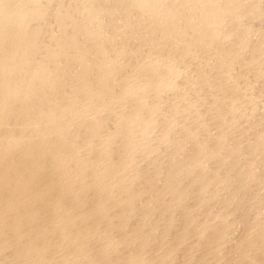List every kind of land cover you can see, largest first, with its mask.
Segmentation results:
<instances>
[{"label":"bare ground","instance_id":"1","mask_svg":"<svg viewBox=\"0 0 264 264\" xmlns=\"http://www.w3.org/2000/svg\"><path fill=\"white\" fill-rule=\"evenodd\" d=\"M0 264H264V0H0Z\"/></svg>","mask_w":264,"mask_h":264}]
</instances>
